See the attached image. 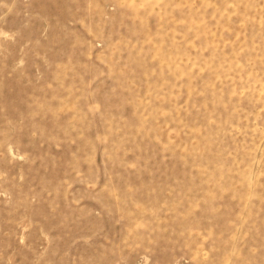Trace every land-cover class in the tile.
I'll return each mask as SVG.
<instances>
[{
    "label": "rangeland",
    "instance_id": "1",
    "mask_svg": "<svg viewBox=\"0 0 264 264\" xmlns=\"http://www.w3.org/2000/svg\"><path fill=\"white\" fill-rule=\"evenodd\" d=\"M0 264H264V0H0Z\"/></svg>",
    "mask_w": 264,
    "mask_h": 264
}]
</instances>
